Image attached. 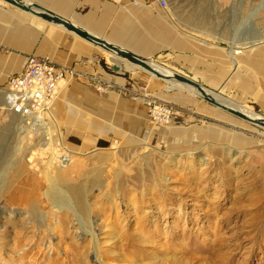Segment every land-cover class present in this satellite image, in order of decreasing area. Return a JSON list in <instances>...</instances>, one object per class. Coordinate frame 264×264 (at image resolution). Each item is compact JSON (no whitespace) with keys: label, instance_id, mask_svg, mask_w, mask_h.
Here are the masks:
<instances>
[{"label":"rangeland","instance_id":"374dc122","mask_svg":"<svg viewBox=\"0 0 264 264\" xmlns=\"http://www.w3.org/2000/svg\"><path fill=\"white\" fill-rule=\"evenodd\" d=\"M161 4L188 50L150 61L264 116V0ZM247 39L261 43L235 64L228 44ZM125 65L147 78L104 91L92 81L64 82L41 118L15 117L0 93V264H264V129L220 109L217 120L167 100L175 119L147 122L134 89L207 102ZM174 126L186 136H167ZM65 157L71 164L61 167ZM46 176L65 187L99 180L86 195L94 236L44 203L38 193ZM16 191L31 195L29 206L45 213L42 224L25 222L27 201L7 202Z\"/></svg>","mask_w":264,"mask_h":264},{"label":"crops","instance_id":"0c3cea01","mask_svg":"<svg viewBox=\"0 0 264 264\" xmlns=\"http://www.w3.org/2000/svg\"><path fill=\"white\" fill-rule=\"evenodd\" d=\"M23 1L36 4L149 61L168 53L185 54L188 50L184 49L185 40L178 35L171 19L165 16L161 0H123L121 4L103 0ZM29 55L48 58L57 66L73 69L81 75L74 81H92L94 84L100 81L105 87L113 85V89L126 87L127 80L147 78L138 71H128L125 60L77 37L62 26L47 23L0 1V93L3 98L9 78L22 71ZM165 94L163 92L164 98L156 97L175 105L191 106L201 115L223 119L221 111L207 103L181 93ZM144 112L145 121L149 122L146 107ZM172 128L179 129L176 126Z\"/></svg>","mask_w":264,"mask_h":264},{"label":"built area","instance_id":"2783aa9c","mask_svg":"<svg viewBox=\"0 0 264 264\" xmlns=\"http://www.w3.org/2000/svg\"><path fill=\"white\" fill-rule=\"evenodd\" d=\"M103 1L119 3L122 0ZM162 3L165 4L164 1ZM76 77L81 75L71 68L57 66L48 58L29 55L25 58L22 71L8 80L5 109L22 118L45 113L57 96L60 85ZM95 84L99 91L105 90L100 81H95ZM132 93L144 102L153 124L167 125L175 119L172 106L154 97L147 87L134 89Z\"/></svg>","mask_w":264,"mask_h":264},{"label":"bare ground","instance_id":"6f19581e","mask_svg":"<svg viewBox=\"0 0 264 264\" xmlns=\"http://www.w3.org/2000/svg\"><path fill=\"white\" fill-rule=\"evenodd\" d=\"M259 42H260L259 40L258 41L248 40L247 42L246 41H242V42L233 41V42L229 43L227 51H228V55H229L230 60L232 62L236 63L238 56H242V55L244 56L246 49L253 47L255 45V43H259ZM150 64L162 74L168 75V74H172V73H174V74L177 73V72L169 69L165 65L156 64L152 61ZM42 115H43V113L37 114V115H32L30 117L41 118ZM252 115H254V114H252ZM254 116L257 117V115H254ZM15 117H20V116L15 115ZM42 124H43V122L37 121L35 126L33 125V129H36L35 133L39 132V130H40L39 126H41ZM177 130L178 129H174L168 135L166 133H162V131H160V132L157 131V134L160 135L161 137H165L166 135L171 136V137L172 136H176V137L186 136V133H184V132L179 133ZM193 135L199 136V134L197 132H194ZM3 162H4V159H3L2 155H0V165H2ZM70 164H71V160L69 159V157H67V158L65 157L62 161L61 167H67ZM46 180L48 181V186L44 190H40V192L38 193L44 199V203L47 204L52 209H56L57 211H59L61 213L63 212L67 215H70L72 218H76L77 229L81 233H83L84 236L87 234L94 236L93 235L94 233L92 230L93 228L91 225L92 224L91 223V216H90L91 210L89 211L87 208L86 195L89 193V190H92L91 187L97 186L99 180H97L96 177H94L92 182L85 183V184L78 186V187H65L63 181H61L60 178H56V177H52V176H46ZM33 189H34V187H33ZM4 192H6V191L5 190L1 191V194L3 195ZM30 196H26V194H21L18 191H16V193L12 192L11 195L8 196L7 202H9L10 204L11 203L13 204V203H19V202L27 201L26 206L28 208V211L25 213V218H26L25 222L27 224H32V223L42 224V222L45 218V213L42 212V210L40 209L39 206H37V204L36 205L31 204V206H29L30 201H31ZM1 218L2 217H0V219ZM7 218L10 221L13 220L14 214L11 213L9 215V217H7ZM54 229H56V228H54Z\"/></svg>","mask_w":264,"mask_h":264},{"label":"water","instance_id":"95a60500","mask_svg":"<svg viewBox=\"0 0 264 264\" xmlns=\"http://www.w3.org/2000/svg\"><path fill=\"white\" fill-rule=\"evenodd\" d=\"M0 1L8 5H11L21 11L29 13L47 23L60 25L68 32H71L77 37L101 48L102 50L110 53L111 55L118 57L122 60H125L129 64L139 67L159 79L165 81L177 82L178 84H181L182 86L189 89L194 95L200 97L208 104L226 113H229L245 122H248L252 125L264 129V116L257 114L258 116L256 117L252 115L256 113L245 110L242 106L226 98L224 94H221L211 88H208L205 85H202L178 73L176 74L172 73L168 75L162 74L150 64L151 61L143 59L137 55H134L129 51L116 47L113 44L88 33L87 31L77 27L70 21L62 17H59L36 4L28 3L23 0H0Z\"/></svg>","mask_w":264,"mask_h":264}]
</instances>
